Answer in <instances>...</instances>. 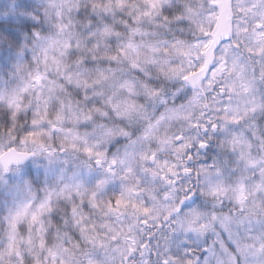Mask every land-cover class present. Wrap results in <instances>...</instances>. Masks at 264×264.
<instances>
[{
  "label": "clouds",
  "instance_id": "obj_1",
  "mask_svg": "<svg viewBox=\"0 0 264 264\" xmlns=\"http://www.w3.org/2000/svg\"><path fill=\"white\" fill-rule=\"evenodd\" d=\"M0 264H264V0H0Z\"/></svg>",
  "mask_w": 264,
  "mask_h": 264
}]
</instances>
